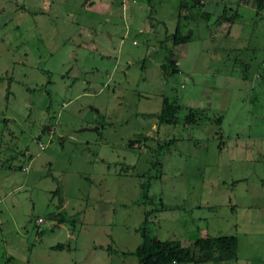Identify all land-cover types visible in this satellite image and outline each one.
Instances as JSON below:
<instances>
[{
    "label": "rangeland",
    "instance_id": "374dc122",
    "mask_svg": "<svg viewBox=\"0 0 264 264\" xmlns=\"http://www.w3.org/2000/svg\"><path fill=\"white\" fill-rule=\"evenodd\" d=\"M81 2L0 0V264H132L144 211L264 264V0Z\"/></svg>",
    "mask_w": 264,
    "mask_h": 264
},
{
    "label": "trees",
    "instance_id": "16d2710c",
    "mask_svg": "<svg viewBox=\"0 0 264 264\" xmlns=\"http://www.w3.org/2000/svg\"><path fill=\"white\" fill-rule=\"evenodd\" d=\"M257 7L262 5V0H254ZM188 35H182L177 30L171 34L172 43L185 41ZM174 63V62H173ZM175 68H172L174 70ZM178 104L174 99H162L156 112L141 113L145 116H154L157 123H174L176 121V109ZM188 115L185 121H188ZM141 136L137 135V139ZM131 145V140L128 142ZM148 211L143 212L142 223L139 227L140 241L133 249L121 251L122 255H134L138 264H171L186 262H201L212 260L217 263L233 261L235 259L236 236L232 234L202 235L191 241V246L181 245L178 240L159 239L150 235L145 224ZM58 215V216H57ZM58 221L65 220V216L56 211L52 214ZM72 221V219L70 220ZM56 246H61L57 244ZM195 248V254L192 251Z\"/></svg>",
    "mask_w": 264,
    "mask_h": 264
},
{
    "label": "crops",
    "instance_id": "0c3cea01",
    "mask_svg": "<svg viewBox=\"0 0 264 264\" xmlns=\"http://www.w3.org/2000/svg\"><path fill=\"white\" fill-rule=\"evenodd\" d=\"M183 35H187V34H183ZM180 43V42H179ZM179 43H172V41H171V53H172V50H173V48L177 45V44H179ZM174 62L176 63V61L174 60ZM158 65H159V63H158ZM156 123H157V121H156ZM161 123H157V125H160ZM156 130H157V126H156ZM63 205V202H61V205L60 206H62ZM38 217V216H37ZM35 220V219H34ZM60 225V224H59ZM191 241L192 240H190L189 242L191 243ZM180 244H182V243H180ZM189 244V243H188ZM237 244H238V239L236 240V247H237ZM126 256H119V261H123V259L125 258ZM135 262H133V260H132V264H136L137 263V260H136V257H135V260H134ZM118 264H122L121 262H119ZM171 264H177V263H171Z\"/></svg>",
    "mask_w": 264,
    "mask_h": 264
},
{
    "label": "built area",
    "instance_id": "2783aa9c",
    "mask_svg": "<svg viewBox=\"0 0 264 264\" xmlns=\"http://www.w3.org/2000/svg\"><path fill=\"white\" fill-rule=\"evenodd\" d=\"M42 221V219L40 218V217H36L35 218V223H39V222H41Z\"/></svg>",
    "mask_w": 264,
    "mask_h": 264
},
{
    "label": "water",
    "instance_id": "95a60500",
    "mask_svg": "<svg viewBox=\"0 0 264 264\" xmlns=\"http://www.w3.org/2000/svg\"><path fill=\"white\" fill-rule=\"evenodd\" d=\"M86 1H87V0H82L81 4H84ZM82 129H84V128H82ZM89 129H93V130H95L96 128H95V127H92V128H89Z\"/></svg>",
    "mask_w": 264,
    "mask_h": 264
}]
</instances>
